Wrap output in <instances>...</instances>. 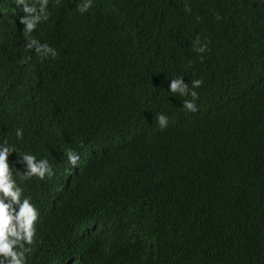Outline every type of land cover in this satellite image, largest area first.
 Wrapping results in <instances>:
<instances>
[{
  "label": "trees",
  "instance_id": "obj_1",
  "mask_svg": "<svg viewBox=\"0 0 264 264\" xmlns=\"http://www.w3.org/2000/svg\"><path fill=\"white\" fill-rule=\"evenodd\" d=\"M84 2L48 0L36 30L0 42L10 87L21 53L47 35L57 54L40 72L64 103L12 120V141L20 128L19 141L61 156L56 141L96 154L50 181L14 173L40 213L27 264H264V52L247 42L264 33V0H92L81 14ZM60 71L68 83L52 86ZM178 77L203 80L198 111L168 91ZM58 122L84 131L71 142Z\"/></svg>",
  "mask_w": 264,
  "mask_h": 264
},
{
  "label": "clouds",
  "instance_id": "obj_2",
  "mask_svg": "<svg viewBox=\"0 0 264 264\" xmlns=\"http://www.w3.org/2000/svg\"><path fill=\"white\" fill-rule=\"evenodd\" d=\"M36 4H39V7ZM47 5L48 0H0V22L5 25L0 28V42H7L10 46L14 34L19 33L23 26L26 35L31 34L42 20L48 19ZM91 7L92 0H85L78 7V11L83 14ZM46 36L39 43L31 40L26 51L21 53V60L16 68L18 72L10 87L0 81V136L10 139L0 143V264H27L26 253L30 251L29 246L35 243L36 224L40 213L32 195L24 192L18 184L14 175L19 171L17 169L20 168L24 179L35 177L42 181H50L59 172L68 175L65 171L72 169L80 171L96 156L94 150H81V147L59 141L55 144L66 151L62 150L64 156L59 155L49 144L19 141L23 139V130L20 128L15 132L18 141L11 139L14 130L12 120L18 122L16 118L23 115L25 117V113L28 114L31 109L41 111L48 100L55 105L64 106L61 89L50 88L49 80H45L40 72V63L46 59L45 56L50 54L55 57L57 54L48 42L49 39L45 40ZM252 38L255 39L250 42H254L253 45L264 52V33L260 31V27L253 30L247 42ZM228 41L230 50H238L241 46L242 34L232 30ZM194 47L201 55L207 51V44L201 43L199 38L195 40ZM24 56H30L33 60ZM230 65L232 62L227 66L230 68ZM52 77H55L52 86H58L61 82L67 84L69 80L61 71L54 73ZM202 84L203 80L195 79L189 86L183 77H178L170 80L168 91L174 96L191 97L184 99L182 106L189 112H196L198 111L196 101L199 98L196 89ZM157 123L161 130L166 129L169 123L168 116L159 114ZM19 124L29 123L24 119V123ZM75 127L76 129L73 126L70 131L68 124L58 122L55 133L73 142L75 138L72 131H84L79 123ZM52 264L61 263L59 260Z\"/></svg>",
  "mask_w": 264,
  "mask_h": 264
}]
</instances>
